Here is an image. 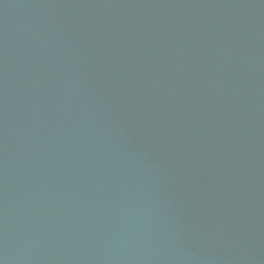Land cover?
<instances>
[{
	"label": "water",
	"instance_id": "1",
	"mask_svg": "<svg viewBox=\"0 0 264 264\" xmlns=\"http://www.w3.org/2000/svg\"><path fill=\"white\" fill-rule=\"evenodd\" d=\"M0 264H264V0H0Z\"/></svg>",
	"mask_w": 264,
	"mask_h": 264
}]
</instances>
